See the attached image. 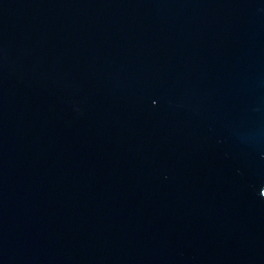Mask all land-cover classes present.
<instances>
[{
	"label": "water",
	"instance_id": "water-1",
	"mask_svg": "<svg viewBox=\"0 0 264 264\" xmlns=\"http://www.w3.org/2000/svg\"><path fill=\"white\" fill-rule=\"evenodd\" d=\"M0 264H264V0H0Z\"/></svg>",
	"mask_w": 264,
	"mask_h": 264
}]
</instances>
